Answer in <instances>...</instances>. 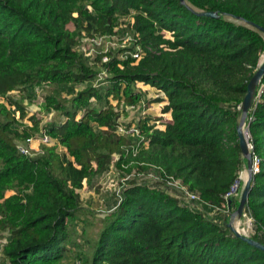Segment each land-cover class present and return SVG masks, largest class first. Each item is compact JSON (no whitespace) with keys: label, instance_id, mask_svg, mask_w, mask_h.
Returning a JSON list of instances; mask_svg holds the SVG:
<instances>
[{"label":"trees","instance_id":"1","mask_svg":"<svg viewBox=\"0 0 264 264\" xmlns=\"http://www.w3.org/2000/svg\"><path fill=\"white\" fill-rule=\"evenodd\" d=\"M258 26L264 0H0V264H63L70 247L73 264H264V250L216 210L246 162L236 126L264 52ZM128 30L135 39L125 46L92 56L77 49L81 32ZM135 44L139 60L129 55ZM137 82L164 95L171 117L163 129L140 119L142 140L116 132L125 106L145 99ZM44 87L42 111L59 119L42 124L27 105ZM245 122L260 163L243 212L250 237L264 244V72ZM43 133L51 143L33 155L20 150ZM111 163L127 173L162 169L207 204L191 208L132 178L88 239L76 226L78 191ZM228 199L235 210L240 194Z\"/></svg>","mask_w":264,"mask_h":264},{"label":"rangeland","instance_id":"2","mask_svg":"<svg viewBox=\"0 0 264 264\" xmlns=\"http://www.w3.org/2000/svg\"><path fill=\"white\" fill-rule=\"evenodd\" d=\"M131 21L132 20H130V22ZM68 28L74 30L75 26L71 23L68 25ZM127 32L130 33V30H128ZM84 35L85 34L81 32L80 36L83 37L82 39H80L77 49L83 52L86 56H92L97 52H100V45L91 44L87 40L88 36ZM113 36L118 43L119 36L117 34H114ZM107 43L114 46L116 45L114 41H109ZM263 58L264 52L260 56V61L263 60ZM140 88L145 90V98H150L153 100L151 102H148V109L145 110V112L148 110L147 116H151V118L154 117V119L158 120L157 125L163 128L162 122L171 118L169 112H163V107L166 102L164 95H162V93L159 92L158 89L150 86L149 84H143L140 86ZM47 90L48 87L37 88V98L27 105L28 114H36L38 118L41 119L42 124L48 123L54 118L59 119V117L54 112L45 113L42 111L41 102H43V97ZM158 97H164V99L155 101ZM113 103L115 102L113 101ZM141 114L143 113H141L140 110L136 112L130 110L126 116L121 117V120H131L133 122H137ZM41 144L42 142L38 137L29 142L27 145L21 144V146L26 148L30 155H33L39 151ZM124 167L119 169L114 165V163H111L109 168L99 177H95L90 182L83 181V187L78 191L80 194L82 210L77 213L76 226L78 231H81L82 229L85 230L86 238L92 240L96 237L97 232L102 224L101 220L110 212V208L113 206L117 198L116 193L118 189L122 187L124 180H131L132 178H134L133 180H135L136 182L146 183L148 185L156 187L164 186L166 188L164 182L160 178L161 176L154 168H151L149 166L145 169L134 167L130 173H127V171H124ZM247 175V168L244 166L239 173V179L241 180L242 184L245 183ZM242 189L243 186L241 185V191ZM167 191L174 192V190L172 189H167ZM12 192L13 191H7L5 195H10ZM233 211H231V214L233 213ZM231 214L228 217V221L231 223L234 229L237 230L240 234L250 236V234L252 233V223L248 216L242 214L240 217H238L237 215ZM81 244L82 248L85 251H88L89 246L86 241H81ZM75 259L76 251L73 247H70L63 260V264H73Z\"/></svg>","mask_w":264,"mask_h":264},{"label":"built area","instance_id":"3","mask_svg":"<svg viewBox=\"0 0 264 264\" xmlns=\"http://www.w3.org/2000/svg\"><path fill=\"white\" fill-rule=\"evenodd\" d=\"M82 37L80 39H82ZM134 39L135 38H133L132 33H128V32H126L124 36H119V42L118 43L114 39L113 35H102V36H95V37H87V40L91 44L100 45V49H101L100 52H103V53L106 52L109 49H114V48H116L118 46H125L127 43H130ZM109 41H114V43L116 45L114 46V45L108 44L107 42H109ZM129 52H130L129 55L131 57H133L135 60H139L141 58V55L143 54V50H142V48H141V46L139 44H137V45L135 44L134 48L131 51H129ZM101 60L102 61H106L107 60V55H104ZM143 84H145V83L137 82L136 83V88L141 90V91H145L142 88H140V86L143 85ZM145 99H141L136 104H130V105H126L125 106V109H126V111L128 113H129L130 110L134 111V112L140 110L141 113H143L138 118V121L140 119H143L144 117L147 116V111L148 110L146 112H145V110L148 109V106H149L148 102H151V101H145ZM147 99H150V98H147ZM166 102H165V104H166ZM113 104H115V103H113ZM238 107L241 109V105L238 106ZM137 122H133L131 120L130 121H123L120 118L119 122H118V124L116 126L117 134L123 135V136H129V137H139L142 140L143 137L140 135ZM157 122H158V120L155 119V120H152L151 124H154V127H156V128L163 129L164 128V124L162 123L163 124V128H161V127H159L157 125ZM244 123H245V125L247 127V131H248V124L246 122H244ZM248 133H249V131H248ZM249 137H250V135H249ZM39 138H40V141L42 143H47V144L51 143L50 138L45 133H43ZM31 141H32V139H30L28 141V143L31 142ZM20 150L22 152L28 153L27 149L24 148V147H20ZM247 150H248V152L251 155V173L253 175L254 173L258 172V170H259L260 159L256 155H253V153H252V145L249 142V138H248V149ZM150 167L154 168V169L156 168V167H154L152 165ZM159 170H161V171H159ZM159 170L157 172L161 176L160 178L164 182V185L166 186V188L174 190V192L167 191V189L163 186L162 188L165 189L168 194L176 197L178 200H180L181 203L189 205L191 208H196V209H199L201 211L204 210L205 205L207 203L202 201L200 196L196 192H193V191L189 190L188 187L178 178H175L173 176H168V175L162 176L160 172H162L164 174V171L162 169H159ZM127 181H128V179L124 180V183H126ZM240 186H241V180L239 179V176H238V179L235 181V183L231 187L230 191L227 192L225 194V196H224L225 197V202H226L225 206L217 207L216 210H220L221 212L226 213L229 216L231 214V210L228 207V203L230 201V199H228V198L231 197L232 195L235 196L238 193L240 194V191H239ZM119 192L120 191L118 189L116 195H119ZM212 213H210V215ZM243 214L247 215L245 212H243ZM248 218L251 220V218L249 216H248ZM0 242H1L0 245H1V248H2V246L5 244L6 240L5 239H0Z\"/></svg>","mask_w":264,"mask_h":264},{"label":"water","instance_id":"4","mask_svg":"<svg viewBox=\"0 0 264 264\" xmlns=\"http://www.w3.org/2000/svg\"><path fill=\"white\" fill-rule=\"evenodd\" d=\"M180 1L182 3H184V0H180ZM200 14L208 15V16H212V17L218 16L216 12H212V11H204V12H201ZM257 28L264 33V28L259 27V26ZM263 72H264V58H263V60H261L259 62V67L256 69V71L254 72V74L252 75V77L250 78V80L247 84V91L245 93V96H244V98L242 100V104H241V115L239 118V122L236 126L239 146H240V149H241V152H242L244 158L246 159V168H247V172H248L247 179H246L244 186H243V189L240 193V200H239L238 206L236 207V209L231 214V215H237L238 217H240L243 214L244 205H245L247 194H248V191L250 188V180L252 178L251 155L248 152V150L246 149V144H245V141H244L242 133H241V127L245 122L248 110L252 104V98L254 96L255 86L259 82L261 76L263 75ZM228 224L237 236L241 237L243 240L247 241L249 244L264 250V244H262L261 242L251 238L250 236L240 234L237 230L234 229V227L231 225L230 222H228Z\"/></svg>","mask_w":264,"mask_h":264},{"label":"bare ground","instance_id":"5","mask_svg":"<svg viewBox=\"0 0 264 264\" xmlns=\"http://www.w3.org/2000/svg\"><path fill=\"white\" fill-rule=\"evenodd\" d=\"M241 133H242V136H243V139L245 141V144H246V149H248V138H249V133L247 131V127L245 125V123L242 125L241 127Z\"/></svg>","mask_w":264,"mask_h":264},{"label":"crops","instance_id":"6","mask_svg":"<svg viewBox=\"0 0 264 264\" xmlns=\"http://www.w3.org/2000/svg\"><path fill=\"white\" fill-rule=\"evenodd\" d=\"M34 139H36V138H34ZM34 139H32V141H33ZM245 167H246V162H245ZM241 185L244 186V184H242V182H241ZM240 188H241V186H240Z\"/></svg>","mask_w":264,"mask_h":264}]
</instances>
